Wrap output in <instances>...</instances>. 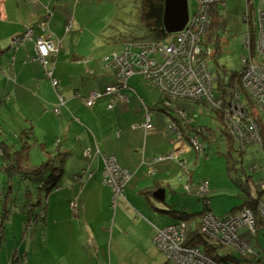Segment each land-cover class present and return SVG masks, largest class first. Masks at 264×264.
I'll use <instances>...</instances> for the list:
<instances>
[{
    "label": "crops",
    "instance_id": "0c3cea01",
    "mask_svg": "<svg viewBox=\"0 0 264 264\" xmlns=\"http://www.w3.org/2000/svg\"><path fill=\"white\" fill-rule=\"evenodd\" d=\"M75 1L0 0V60L6 59L7 63H4L3 68H6L7 76L13 80H9L2 89L0 88V107L6 106L8 111H11L12 107L19 113L25 121H22L19 131L21 128L31 129L40 148L54 144L56 151H64L68 156L63 164L64 174L59 190L46 197L47 200L60 197L55 199V219H58V209L63 202L70 205L76 201L82 203V212L87 218L89 211L97 208L98 203L105 220L100 221V215L96 216L93 211L90 217L99 219L96 220L101 225L99 242L107 241L109 233L112 232L108 226L114 208L113 190L103 184V179L106 170L105 159L114 157L119 165L131 174L125 196L118 200L120 206L114 210L115 214L118 217L124 212L134 215L136 212L139 217L141 213L147 219L148 223L145 224L150 236L155 237L158 229L178 220L176 209L190 211L183 200L186 195H176L179 193L176 192V185L184 174L185 177L181 181L188 178L186 188L190 190V196L197 199V187H194L193 182L194 169L186 167L187 160L184 156L193 152L199 163L202 160L207 163L208 154L213 153V147L206 149V146L211 147L213 140L204 138L208 128L199 123L198 117L193 119L190 125L182 118L179 110L186 112V108H181L178 104L183 102L174 101L168 109L164 96L156 91L157 98L145 100V95L139 90V85L142 84L140 82L145 80L141 76H134L129 80L122 93L124 99L115 98L113 109H109V97L96 101L91 107L87 105L93 91H103L107 86H113L117 83V78L112 69L105 67L104 60L110 53L100 51L99 43L84 35V21L76 19V15L82 16L81 12H84L87 5L75 10ZM42 19L48 23L46 31L42 28L39 30L37 26ZM32 27L34 30L29 29ZM28 30L33 31L32 39L13 47V39L24 35ZM45 35H50L55 46L59 48V55L52 62L55 78L59 81L57 89L37 61L36 41ZM114 41L115 39L110 40L111 43ZM122 41L123 48L120 52L131 40ZM145 83L148 84L146 80ZM144 106L151 112L153 128L149 130L144 127ZM56 109L60 112L56 113ZM172 110L177 111L180 116L174 117ZM203 110L205 114L209 112L204 107ZM186 113L191 118V114ZM172 123H176L179 132L183 133L182 140L179 133L169 129ZM0 127V131L4 132L3 127ZM200 127L202 131L195 134V130ZM188 134L198 135L205 145L202 160L186 138ZM242 176H245V172ZM160 189L166 190L165 202L154 197ZM219 190L211 192L214 197L211 210L214 213V199L220 194L212 193ZM144 192L147 197H140ZM62 194L66 197L64 200ZM54 203L55 201L52 202L53 205ZM242 205L236 206L232 213L241 210ZM66 212L70 215L68 210ZM159 213L169 214L175 217V220L161 223L164 219ZM49 228L44 232H48ZM114 235H118L115 230ZM96 243L94 240L91 245ZM18 247L21 254L23 246ZM31 248V245L26 246L25 253L32 250ZM6 251L8 256L9 249L6 248ZM26 264L30 262L27 261Z\"/></svg>",
    "mask_w": 264,
    "mask_h": 264
},
{
    "label": "rangeland",
    "instance_id": "374dc122",
    "mask_svg": "<svg viewBox=\"0 0 264 264\" xmlns=\"http://www.w3.org/2000/svg\"><path fill=\"white\" fill-rule=\"evenodd\" d=\"M249 1L251 2L250 9L253 15H257L261 0ZM225 3L227 7L222 8L223 22L219 28L217 26L211 27L212 31L218 33L219 40L215 43L216 46L212 45L214 55L208 59V68L215 75L221 77L225 73L224 71L228 70L229 79L226 80L228 82L243 67L242 59L243 56L247 55L244 36L248 30V23L244 19L246 12L244 0H227V2L224 0ZM85 4L87 7L84 12H81L82 16L76 15V19L78 21L80 18L84 21L82 26L84 35L90 39H95L99 43L100 51L105 54L110 53V55H113V52H120L123 48L122 39L150 41L145 26L141 22L138 0H76L74 3L75 10L77 8L82 9ZM197 8V0H189L190 13L193 14ZM113 39L115 41L111 43L110 40ZM168 40L173 41L174 35H170ZM218 50L220 52L216 54ZM4 63H7L6 59L0 60L1 89L9 80L13 82L7 76L6 68H3ZM139 76L141 75H136V78ZM140 83L142 84L139 85V90L145 95V100H151L153 97L157 98L155 91L163 97L161 93L154 90L151 84L145 83V80ZM177 102H183L178 105L181 108H186V112L191 114L192 119L198 117L197 120L201 125L212 129L214 132L211 147L206 146V149L213 147V153L208 154L207 163L202 160L203 155H198V158L200 157L199 159L202 160L200 163L193 152L184 156V159L187 160L186 167L194 169V187L202 184L204 179L210 178L213 187L217 184L222 189L212 193L220 194L219 197L214 199L215 214L222 216L226 212H232L236 206L243 204L241 195L244 190L240 186L246 184L242 181V178L245 179L246 174L251 176L252 180L251 186H245L246 191L250 194L256 192L254 182L264 184V170L262 169L264 167V151L261 145L255 142L248 147L241 164L239 163L236 169H229L227 159L229 153L228 141L224 136V124L221 117L210 110L205 114L202 105L193 101L177 100ZM6 108V106L5 108L0 107V125L5 132L0 131V143L6 142L9 145L19 147V138L24 137L19 128L22 126V121H25L15 109L10 107L11 111H8ZM172 114L176 118L180 116L175 110H172ZM32 140L36 141V137ZM43 149L45 152H43ZM56 149L57 147L54 144L48 145L47 148H40L39 145L31 143V148L28 150L29 160L26 162L16 161L17 152L14 149L10 150L11 155L6 159L1 158L3 154L0 152V257L6 256L11 262L14 252H17V247L21 244V247L23 246V250H20L23 254L22 258L25 254V260L29 261L30 264H166L168 258L156 246L154 237L150 236L149 229L145 224L148 223L146 217L141 213L142 216L139 214L138 217L136 212H134L135 215L124 212L118 217L115 214L116 207L119 208L120 206V204L118 206V200L123 199L125 194L114 197L113 193V215L108 226V229L110 228L112 232L109 233L105 242H99L101 225L96 220L100 218V221H104L105 216L98 203L96 204L97 208L89 211L87 218L83 215L82 203H78V208L74 209L68 202H63L58 209V219L54 218L53 210L57 205L55 199L58 200L60 197L47 200L48 192L40 189L39 182L41 177L44 176L46 180L48 175H30L27 170L40 166L43 162L48 161L50 157L56 158L58 156L60 161L65 160L66 162L68 156L63 153L64 151L58 152ZM30 150L32 151L29 152ZM0 151L2 150L0 149ZM8 160L15 162H9ZM4 162H9L10 165H6L7 163ZM19 167H23V169H19ZM243 172H245V176H242ZM184 177L183 174L179 180L180 182L176 185V192H179L176 195H186L183 200L189 210H201L204 204L190 196V190L186 188L188 178L186 177L184 181H181ZM62 197L63 200L66 198H64V194H62ZM140 197L146 198L147 194L144 192ZM261 200L264 201V195ZM53 201H55L54 205L52 204ZM26 203L29 204V207L26 206ZM88 204L90 205V201H88ZM66 210L70 212V215H67ZM92 211L96 216H100L97 219L90 217ZM240 213L241 210H238L234 215ZM31 216L33 220H31ZM159 216L164 219L161 223L175 220V217L169 214L159 213ZM180 216L178 215V218ZM200 218L201 216H198V219ZM201 221L207 225L206 230L201 231V233L208 237L209 231H214L217 221L212 215H204ZM197 222V220L186 221L187 224H193L194 230L198 227ZM47 227L50 228L45 233L44 230ZM3 228L7 230L4 235ZM114 230L118 235L113 236ZM2 236L7 238V242L5 238L2 240ZM243 239L248 242L249 247L255 252H260L264 263V228L258 231L256 236L247 235L243 236ZM94 240L97 241L96 245H91ZM28 245L32 246V250L25 253ZM152 246L154 249H152ZM6 248L9 249L8 256L5 255ZM223 250V252H231L239 259L235 264H243V256L237 250L228 247H223ZM17 257L16 254L15 260H18ZM20 262L21 260H18V263ZM3 264H7V262ZM247 264L250 263L247 262Z\"/></svg>",
    "mask_w": 264,
    "mask_h": 264
},
{
    "label": "built area",
    "instance_id": "2783aa9c",
    "mask_svg": "<svg viewBox=\"0 0 264 264\" xmlns=\"http://www.w3.org/2000/svg\"><path fill=\"white\" fill-rule=\"evenodd\" d=\"M244 1L246 3L244 19L248 23V30L244 36L247 55L243 56V67L237 76L242 85L241 93L231 90V79L226 82L228 80L226 77L222 79L223 83L228 84V88H225L224 92H219L220 78L208 68V59L214 55L212 44H208L206 39L211 27L210 10L215 4L223 7L224 0H197V10L190 15L186 28L174 34L173 41L167 38L165 41L146 42L139 46L127 44L124 51L106 57L105 67L116 73L117 83L107 86L103 91H93L87 105L91 107L96 101L109 97L111 99L109 109H113L115 98L124 99L122 93L129 80L136 75H141L164 96L168 109L174 101L189 100L221 117L226 129L231 132L238 150L246 151L255 142L262 145L264 138L263 134L261 136V133H264V0L260 1L257 15H253L250 9L251 2ZM46 25V22L41 23L43 31H46ZM32 37L33 31L28 30L24 35L14 38L13 47L31 40ZM133 48H136L138 52H135ZM36 50L37 61L57 89L59 81L55 78L52 62L59 48L55 46L50 35H45L36 41ZM62 104L64 105L63 99ZM55 112L60 111L56 109ZM179 113L189 125L193 123V119L189 118L185 111L180 109ZM144 117V127L147 130L152 129L151 112L147 106H144ZM169 129L179 133L181 140L184 138L176 123H172ZM195 131V134H198L202 129L197 128ZM186 138L197 155L202 156L205 146L199 136L188 134ZM105 160L103 184L111 187L114 197H117L125 192L131 174L122 168L114 157H107ZM207 192L208 183H202L198 188V196L204 197ZM77 204V201L71 203L74 209L78 208ZM257 209L264 222V201L257 206ZM208 215L212 214L205 216ZM216 221H214L216 222L214 231L210 230L208 237L204 236L207 241L233 248L244 256L252 252L248 242L243 239L242 231L247 235H257L256 213L253 209L246 208L238 216L223 220L216 219ZM187 228L186 224H177L158 230L155 243L170 263L229 264L216 262L200 252L197 246L190 245L193 237L189 236ZM206 228L207 225L203 222L200 233Z\"/></svg>",
    "mask_w": 264,
    "mask_h": 264
},
{
    "label": "trees",
    "instance_id": "16d2710c",
    "mask_svg": "<svg viewBox=\"0 0 264 264\" xmlns=\"http://www.w3.org/2000/svg\"><path fill=\"white\" fill-rule=\"evenodd\" d=\"M36 1V0H35ZM140 3V18H141V22L144 24L145 29L147 31V35L149 37V40L151 41H163L165 39H167L169 37V35L166 33L165 30V26H164V15H165V3L166 0H138ZM222 6L219 5H213L211 10H210V18H211V27L213 26H217L219 28L220 24L223 22V14H222ZM195 13V12H194ZM43 21V19L38 23L37 26H39V30L40 29V23ZM209 29V32L207 33V43L208 44H214L217 43V41L219 40V35L218 33H215V31H212L211 28ZM29 29H33L34 28H29ZM219 30V29H218ZM53 43L54 40L52 39ZM143 43H146L144 41H139L138 39H135L134 41H129V44L131 46H136V45H141ZM125 48V47H124ZM247 49V48H246ZM133 50L135 52H138V50L136 48H133ZM124 51V49H123ZM220 50H218L216 52V54H219ZM58 54L56 55V57H58ZM112 56V55H110ZM213 74H215L213 71H211ZM225 73L223 74V76L221 77L220 75H218V77L220 78V84L218 85V90L219 92H224L225 88L227 87V83H223V79L224 77H226L227 79H229V71L225 70ZM238 73H236L235 76H230L231 77V90L233 92L236 93H241L242 92V85L240 83V81H238L237 79ZM225 79V78H224ZM226 86V87H225ZM21 133L23 132V136L19 138V147L13 146V145H9L6 142H1L0 143V149L2 151H0L3 155H1L2 159H6L8 156L11 155L10 150L14 149L17 152V158L16 161L21 162L22 161H28L29 157H28V150L31 148V143L36 144V142L34 140H32V138H34V135L32 134V130L31 129H25V128H21ZM224 136L227 138V147L229 149V153L227 154V159H228V165H229V169H236L237 165L243 161V156L245 154V151H240L236 148L234 140L231 136V132L226 129V126L224 124ZM208 133H204V138H209L214 140V132L212 131V129H208L207 130ZM264 133H261V136H263ZM207 140V139H206ZM260 145V144H259ZM205 146V145H204ZM263 151H264V138L262 141V145H261ZM4 152V153H3ZM247 152V150H246ZM20 154V155H19ZM205 154V152H204ZM203 154V155H204ZM9 162H15V161H11L8 160ZM9 162H4L6 165H10ZM65 160H59V157L56 156V158H52L50 157L48 161L43 162L40 166L38 167H34L31 170H27L28 173H30V175L36 174L38 176H42L44 174L48 175V178L45 180L44 176L40 178L39 182H40V189L46 190L48 192L47 196L51 193H55L57 192L58 188L60 187V180L64 174V168H63V164H64ZM23 164V163H22ZM13 168V165H12ZM23 169V167H19V169ZM32 168V167H31ZM264 170V167L262 168ZM256 170V169H255ZM234 181V180H233ZM243 183L246 184H242L240 186V188H242L244 190V192L242 193L241 197L243 198V205L241 206V213L244 212V210L246 208H251L253 209V211L256 213V229L257 232L262 230L264 228V222L263 219L261 218V216L258 214V209L257 206L262 203L263 200H261V197L264 195V189L262 190V183H255L254 182V186H255V194H250L247 190V188L245 186H251L252 180H251V176H246L245 179L242 178ZM208 183V192L204 197H199L198 196V188L200 187V185L196 188V197H197V201L202 202L204 204V207L201 210H185V209H176L177 211V215H181L178 220H176L175 222L167 225V226H171V225H177V224H186L187 225V229L189 232V236L193 237V241L190 240V245L193 244V246H197V248L200 249V252H202L203 254L211 257L212 259H214L216 262H222V263H229V264H235L236 261H239V259H237L235 257V255H232L231 252H223V246L219 245V244H215L212 242H209L206 240V238H204V235L200 233V229L202 226V221L201 218L206 215V214H212L216 219L218 220H223V219H227L231 216H238V215H234V213L232 212H226L224 213L222 216H217V214H215L211 208H212V199L214 198L213 196H211V192L212 191H216L217 189H220L219 186L215 185L213 187V182L210 178H206L204 179V181L202 183ZM261 184V185H260ZM217 187V188H216ZM11 190V188H10ZM222 190V189H220ZM262 193V194H261ZM210 194V195H209ZM259 194V196H258ZM262 195V196H261ZM46 196V197H47ZM39 203V201H38ZM41 203V202H40ZM44 205V204H41ZM26 206L29 207V204L26 203ZM159 208V207H157ZM240 213V214H241ZM239 214V215H240ZM33 216H35L33 214ZM198 216H201L200 219H198ZM31 220L32 216H31ZM187 220H197V224L198 227L194 230L193 228V224H187L186 221ZM165 226V227H167ZM163 227V228H165ZM161 228V229H163ZM159 230V229H158ZM157 230V233H158ZM6 229L3 228V235L6 233ZM157 233L154 237V240L157 236ZM243 236H246L247 234H245L244 231H242ZM255 236V235H253ZM7 242V238L2 236V240H4ZM156 244V243H155ZM21 245V244H20ZM157 246V245H156ZM202 247H204V249H202ZM250 253H247L245 256L242 255L243 257V264H247V262H249L250 264H264L261 254L260 252H255L252 248H251ZM17 254V258L18 260H21L20 263H18V260H15V256ZM5 255H7V251L5 253ZM23 254H20L19 252V247H17V252H14V256L12 258V261L10 262V259L5 257H0V264H3L5 262H7V264H26L27 260H25V254H24V258H22ZM9 259V261H8ZM170 261L168 260L166 262V264H169Z\"/></svg>",
    "mask_w": 264,
    "mask_h": 264
},
{
    "label": "water",
    "instance_id": "95a60500",
    "mask_svg": "<svg viewBox=\"0 0 264 264\" xmlns=\"http://www.w3.org/2000/svg\"><path fill=\"white\" fill-rule=\"evenodd\" d=\"M190 19L189 0H166L164 26L168 35L182 32ZM166 190L154 194V197L161 201H166Z\"/></svg>",
    "mask_w": 264,
    "mask_h": 264
},
{
    "label": "clouds",
    "instance_id": "9594fccd",
    "mask_svg": "<svg viewBox=\"0 0 264 264\" xmlns=\"http://www.w3.org/2000/svg\"><path fill=\"white\" fill-rule=\"evenodd\" d=\"M32 2H34V1H32ZM226 6V3H225V5L223 6V7H225ZM190 15H191V13H190ZM44 21H42L41 23H43ZM41 23H40V29H41ZM46 24H48L47 22H46ZM170 36V35H169ZM169 38V37H168ZM152 42V41H151ZM206 110V109H205ZM189 125V124H188ZM201 128V127H200ZM202 129V128H201ZM246 152V151H245ZM127 187V186H126ZM125 190H126V188H125ZM124 194V193H123Z\"/></svg>",
    "mask_w": 264,
    "mask_h": 264
},
{
    "label": "bare ground",
    "instance_id": "6f19581e",
    "mask_svg": "<svg viewBox=\"0 0 264 264\" xmlns=\"http://www.w3.org/2000/svg\"><path fill=\"white\" fill-rule=\"evenodd\" d=\"M177 34V33H176ZM174 35V34H173Z\"/></svg>",
    "mask_w": 264,
    "mask_h": 264
}]
</instances>
